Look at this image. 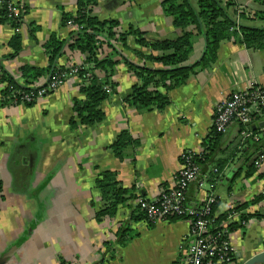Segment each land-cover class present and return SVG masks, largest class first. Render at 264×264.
<instances>
[{
  "label": "crops",
  "instance_id": "crops-1",
  "mask_svg": "<svg viewBox=\"0 0 264 264\" xmlns=\"http://www.w3.org/2000/svg\"><path fill=\"white\" fill-rule=\"evenodd\" d=\"M16 1L21 7L18 27L0 9L4 71L23 84L22 66H48L44 44L53 33L68 40L59 65L86 64V54L68 48L74 27L63 24V14L74 13L77 0ZM162 1L99 0L93 14L117 20L123 31L133 26L153 40L173 39L182 29L165 14ZM238 2L249 11L261 8L253 0ZM246 24L258 25L251 20ZM16 33L21 34L23 47L13 58L8 56L9 41ZM204 43V37L197 35L192 61L200 58ZM135 48L138 44L131 36L123 51L129 59L141 62ZM47 80L43 77L32 85ZM112 80L117 88L102 103L105 119L77 128L70 121L75 115L74 100L84 97L79 77H70L33 103L4 99L8 83L0 81V264H186L191 219L149 222L137 200L154 199L176 185L181 153L204 151L217 103L239 87L264 84V48L223 41L217 61L206 69L197 67L186 83L172 89L171 101L163 109L138 111L127 105L125 98L137 78L124 61L117 65ZM125 129L140 144L128 148L121 160L110 145ZM240 130L238 122L229 125L200 163V180L205 179V184L196 181L187 189L188 205H201L212 193L216 198L212 217L226 216L225 226L239 223L228 231L236 264L264 250V198L251 203L264 192V166L253 163L255 171L247 175L261 144L250 139L242 142ZM106 169L118 172L129 195L114 216L99 221L96 214L102 199L96 178ZM244 203L248 205L238 209ZM232 211L236 214L229 218ZM139 214L141 218L136 219ZM245 214L250 215L246 221L242 220ZM125 227L136 236L119 245L118 231Z\"/></svg>",
  "mask_w": 264,
  "mask_h": 264
},
{
  "label": "trees",
  "instance_id": "trees-1",
  "mask_svg": "<svg viewBox=\"0 0 264 264\" xmlns=\"http://www.w3.org/2000/svg\"><path fill=\"white\" fill-rule=\"evenodd\" d=\"M99 0H77L74 13L63 14V24L73 22L74 30L71 32L72 41L69 42L70 50H77L86 54V64L80 66L74 76L80 78V90L84 97L74 100V112L70 124L72 128L79 125L91 126L105 119L102 103L117 88V83L112 80L117 65L124 61L137 81L130 94L125 98L127 105L138 111L163 109L171 101L170 91L186 83L197 67L206 69L217 61L218 50L223 41L232 40L245 45L247 48H264V23L261 26H250L247 21L264 22V0H253L261 5L256 11H249L238 0H163L161 6L165 14L173 19V24L182 29L180 36L166 39H150L146 31L131 26L128 30L120 29L119 22L115 19H100L93 14V7ZM3 13V11H2ZM4 15V14H3ZM7 19L5 16H3ZM14 26H19V20H12ZM197 35L204 37V55L200 60H191ZM133 36L138 48L133 49L141 62L129 59L124 48H128V39ZM68 40L59 38L55 33L44 44L49 57L46 67L24 65L21 68L24 83H18L8 74L0 63V81H7L4 95L14 91H30L36 88L37 80L61 71L69 70L66 66L58 64L65 52ZM12 51L9 57H16L23 47L20 33H16L9 41ZM154 64H157L156 66ZM222 133L212 130L204 151L197 160L202 163L207 158L208 151L217 145ZM260 143L264 144V140ZM138 139L133 138L130 132L122 130L110 145L117 158L123 160L126 150L137 147ZM260 146V149H261ZM254 163V162H253ZM255 166L252 164L247 175H252ZM96 186L100 191L102 205L96 218L103 220L107 216H114L118 205L128 199L129 192L122 186V182L115 170H101L96 178ZM3 191V182L0 180V194ZM264 198V192L257 194L251 203H257ZM244 203L238 207L247 206ZM213 213V212H212ZM256 214V213H255ZM213 215V214H212ZM142 214L135 216L141 218ZM212 217V216H211ZM250 215H243L242 220H248ZM226 216L211 218L210 234L215 237L225 238L228 231L234 229L239 223L231 222L224 225ZM227 228V229H226ZM226 232H224V231ZM136 233L130 228L118 231L117 242L124 245ZM113 250V249H112ZM237 260V259H236Z\"/></svg>",
  "mask_w": 264,
  "mask_h": 264
},
{
  "label": "built area",
  "instance_id": "built-area-1",
  "mask_svg": "<svg viewBox=\"0 0 264 264\" xmlns=\"http://www.w3.org/2000/svg\"><path fill=\"white\" fill-rule=\"evenodd\" d=\"M0 9L11 21L19 20L21 17V7L16 0H0ZM72 24V21L68 22L69 26H73ZM66 68L70 69L55 73L33 90L14 91L12 94L4 95V99L14 103H33L58 89L75 75L80 65H68ZM257 117L259 122L256 120ZM234 121L243 125L240 130L242 142L249 139L253 142L264 140V84L253 83L247 87H239L226 100L217 103L212 123L214 130L224 133ZM200 154L201 152L191 149L183 151L181 167L174 176L176 185L162 190L154 199L138 198V207L145 211L149 222L182 216L191 217V230L188 234L191 241L187 247L186 264H236V250L228 236L220 239L219 235L215 237L210 234L212 204L216 201L215 197L209 194L203 205L195 207L187 203V188L201 175V165L197 160ZM254 164L257 167L264 166V144ZM204 184L205 179L199 181L200 186ZM235 214L236 211H232L229 218Z\"/></svg>",
  "mask_w": 264,
  "mask_h": 264
},
{
  "label": "water",
  "instance_id": "water-1",
  "mask_svg": "<svg viewBox=\"0 0 264 264\" xmlns=\"http://www.w3.org/2000/svg\"><path fill=\"white\" fill-rule=\"evenodd\" d=\"M202 55H204V53H202ZM200 58L198 60H200ZM257 154L254 157H252L251 164H253L254 160L257 157ZM262 263H264V250L256 253L255 255L249 257L248 259L242 262V264H262Z\"/></svg>",
  "mask_w": 264,
  "mask_h": 264
},
{
  "label": "bare ground",
  "instance_id": "bare-ground-1",
  "mask_svg": "<svg viewBox=\"0 0 264 264\" xmlns=\"http://www.w3.org/2000/svg\"><path fill=\"white\" fill-rule=\"evenodd\" d=\"M234 122H237V121H234ZM233 123V122H232ZM240 125H241V127L243 126L241 123H240ZM212 129L214 130V128L212 127ZM189 150V149H188ZM191 150H194V149H191ZM176 174V173H175ZM200 178H198L197 180H194L193 182H196V181H200L199 180ZM192 182V183H193ZM188 189V188H187ZM210 194H212V193H210ZM209 195V194H208ZM208 195H207V197H208ZM213 195V194H212ZM214 196V195H213ZM215 197V196H214ZM216 199V198H215ZM206 200H207V198H206ZM205 200V201H206ZM205 201L203 202V204L205 203ZM216 202V201H215ZM215 202L212 204V208H213V206H214V204H215ZM203 204H201V205H203ZM192 207H194V206H192ZM212 216V215H211ZM182 217H189V216H182ZM176 218H181V217H176ZM190 219H191V217H189ZM191 222H192V219H191Z\"/></svg>",
  "mask_w": 264,
  "mask_h": 264
},
{
  "label": "rangeland",
  "instance_id": "rangeland-1",
  "mask_svg": "<svg viewBox=\"0 0 264 264\" xmlns=\"http://www.w3.org/2000/svg\"><path fill=\"white\" fill-rule=\"evenodd\" d=\"M256 23H258V25L257 26H261V25H263V21H256Z\"/></svg>",
  "mask_w": 264,
  "mask_h": 264
}]
</instances>
